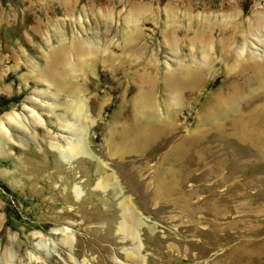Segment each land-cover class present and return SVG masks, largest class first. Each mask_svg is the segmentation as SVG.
Here are the masks:
<instances>
[{"label":"rangeland","instance_id":"1","mask_svg":"<svg viewBox=\"0 0 264 264\" xmlns=\"http://www.w3.org/2000/svg\"><path fill=\"white\" fill-rule=\"evenodd\" d=\"M262 115L264 0H0V264H264Z\"/></svg>","mask_w":264,"mask_h":264},{"label":"bare ground","instance_id":"2","mask_svg":"<svg viewBox=\"0 0 264 264\" xmlns=\"http://www.w3.org/2000/svg\"><path fill=\"white\" fill-rule=\"evenodd\" d=\"M253 103H249V104H247L245 107H244V109L245 110H247L249 107H251V105H252ZM244 110V111H245ZM263 114V113H262ZM262 116H264V115H262ZM257 117V116H256ZM258 118V117H257ZM259 118H261V117H259ZM259 118H258V120H259ZM263 118V117H262ZM261 120H263V119H261ZM264 121V120H263ZM232 123H234V124H236V125H254L253 123H255V120H254V118H250V117H248V116H245V113H240V117L239 118H237V119H235ZM261 123V122H260ZM261 124H263V123H261ZM82 144V143H81ZM77 151L78 150H82V148L83 147H80V146H78V147H74Z\"/></svg>","mask_w":264,"mask_h":264}]
</instances>
